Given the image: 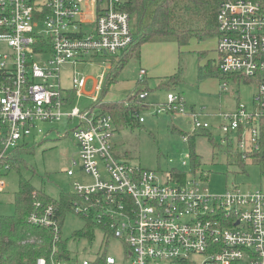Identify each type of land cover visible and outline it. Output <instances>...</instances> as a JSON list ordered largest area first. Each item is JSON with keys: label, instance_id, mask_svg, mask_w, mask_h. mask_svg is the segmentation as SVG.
<instances>
[{"label": "built area", "instance_id": "2783aa9c", "mask_svg": "<svg viewBox=\"0 0 264 264\" xmlns=\"http://www.w3.org/2000/svg\"><path fill=\"white\" fill-rule=\"evenodd\" d=\"M124 0H0V189L6 184L5 153L26 145L32 134L47 137L39 123L73 122L79 162L62 167L67 176L75 166L90 181H75L72 213L91 217L103 235L121 238L128 257L120 260L98 249L88 258L38 257L34 264H264V190L237 186L222 193L188 174L180 182L170 172L159 174L121 161L112 152V117L89 106H72L76 97L97 101L104 73L93 81L75 69L72 86L60 87L64 64L88 62L97 54L115 55L132 43L131 20ZM216 65L221 74L253 79L257 92L249 106L220 113L219 144L239 152L258 148L264 122V12L252 0H223L216 14ZM107 63H110L109 61ZM144 74V70L140 71ZM73 97L68 103V92ZM148 92L138 98L145 100ZM153 115L187 113L190 132L209 129L199 109H189L175 91L151 103ZM145 119L140 114L139 122ZM59 137L67 134L60 133ZM182 139L187 141V136ZM22 144L20 145V143ZM27 221L59 236L58 208L34 201ZM103 245H108L107 237ZM72 255V254H71ZM98 259L96 256H102ZM27 264V263H22Z\"/></svg>", "mask_w": 264, "mask_h": 264}, {"label": "rangeland", "instance_id": "374dc122", "mask_svg": "<svg viewBox=\"0 0 264 264\" xmlns=\"http://www.w3.org/2000/svg\"><path fill=\"white\" fill-rule=\"evenodd\" d=\"M132 26V25H131ZM217 35L204 40L192 39L189 46L185 45L180 50L178 60L181 69L182 81L175 91L180 93L186 106L193 105L201 111V118L210 123L209 132L215 139V145L211 144L206 136L196 135L193 138V147L199 156V170L192 177H195L201 185L207 187L210 193H222L228 188L237 186L242 190H264V172L251 159L244 158L243 164H239L237 153L239 151L233 146H224L218 143L221 131L217 123L221 120L220 113L232 111L238 102L247 106L252 104L253 97L257 92V84L251 78L239 75H229L226 78H219L216 75L202 77L199 69L204 59L199 57L197 52L188 51L189 47H201L204 55L212 56V48L216 44ZM162 43H174L173 41H160ZM198 44V45H197ZM165 45V44H164ZM163 48H165L163 46ZM119 52L115 55H120ZM172 51L166 54L164 61L170 62ZM201 55V54H200ZM114 56L111 54H97L90 57L88 62L76 65L64 64L60 69V87L65 92L71 88V76L73 70L79 72V76H89L86 82V91L91 90L92 83L100 73L107 72V62ZM215 61V58H213ZM216 65V64H215ZM138 62L136 59L129 60L117 77V83L112 85L105 100H120L130 92L131 81L136 78ZM157 79L149 81L152 88L148 100L162 102L165 100L166 92L155 88ZM93 104L92 99L87 95L75 96L72 106L84 109ZM126 104V103H125ZM143 122H135L133 125H122L115 131L112 142V152L119 160L145 169H152L159 174L170 172L171 168L181 171H188L190 161L188 150L190 143L182 139V134L173 129V126L182 131L191 129L190 117L187 113L153 115L152 109L141 113ZM73 122L63 119L59 123H39L45 131L53 129L51 133L43 138V134H32L27 137L20 157L23 164L17 169H10L6 174L7 184L0 189V216L12 214L13 195L17 190L19 176L25 177L38 190L55 199L61 190L71 191L75 181L89 182V176L85 175L80 168L75 166V174L67 176L61 169L71 166L72 160L79 162L78 148L72 136L71 128ZM67 131L62 137L56 133ZM22 142L20 143V145ZM23 147V146H22ZM227 150H229L227 152ZM205 172L207 176L201 179L199 172ZM86 220L82 215H75L67 212L61 226L63 237L69 239L68 246L72 255L78 258H88L98 249L106 248L108 253L114 255L117 260L128 257V249L125 242L111 235H103L102 230L95 231L94 240L87 238H75L73 233L84 227ZM107 237L108 245H103V239Z\"/></svg>", "mask_w": 264, "mask_h": 264}, {"label": "trees", "instance_id": "16d2710c", "mask_svg": "<svg viewBox=\"0 0 264 264\" xmlns=\"http://www.w3.org/2000/svg\"><path fill=\"white\" fill-rule=\"evenodd\" d=\"M223 0H124L122 9L128 12L131 20L132 43L120 55L110 58V67L104 74L101 89L97 101L91 105L101 113H108L113 120L114 130L119 126L139 123V115L151 109V103L141 100L138 95L142 91L150 92L152 89L145 82H137L136 86L120 100H105L109 88L117 82V77L129 60L137 58L140 46L145 42L174 41L178 46H184L190 40H204L218 35L216 27V14ZM257 2L264 12V0H252ZM203 58L204 53L199 52ZM202 54V55H200ZM202 77L216 75L226 78L221 74L217 65L207 59L199 69ZM182 81L181 69L176 73L159 78L155 88L166 91H176ZM68 103L73 97V91L68 92ZM126 103V104H125ZM173 114L171 112L169 115ZM183 136H187L190 143L188 158L190 168L181 171L171 168L170 173L180 182L184 181L188 174L192 175L199 170V156L193 147V138L203 135L215 145L209 129H201L193 133L182 131L173 126ZM219 143V142H218ZM230 147V145H227ZM22 146L7 152L1 159V163H8L10 169H17L23 164L20 157L21 150H28ZM229 150H227L228 152ZM116 156V155H115ZM117 157V156H116ZM251 158L264 172V122L260 127L259 145L256 150L237 153L238 163L243 164L244 158ZM201 179L207 174L199 172ZM77 199L70 191L61 190L58 197L53 199L41 190L36 189L28 179L19 176L17 190L13 195V212L9 215L0 216V264H34L38 257L71 259V250L68 246L69 239L62 236L61 226L67 212H72V202ZM40 201L42 204L52 203L58 208L60 231L55 239V233L41 226L30 224L26 217L33 209V202ZM86 220L83 228L73 233L75 238H87L94 240L95 231L100 228L91 217H82ZM74 257V256H73ZM102 259V256H96Z\"/></svg>", "mask_w": 264, "mask_h": 264}, {"label": "crops", "instance_id": "0c3cea01", "mask_svg": "<svg viewBox=\"0 0 264 264\" xmlns=\"http://www.w3.org/2000/svg\"><path fill=\"white\" fill-rule=\"evenodd\" d=\"M163 46L165 48H163ZM187 46H189V44H187ZM182 47L183 46H178V44L175 42L174 43H170V42L169 43H162L160 41H155V42L143 43L140 46L138 57L134 58L138 62V71H137L136 78H134L131 81L130 88H129L130 91L136 86L137 82H141V81L145 82V84L148 86L149 81L151 79H157L156 84H155L157 86L159 78H162V77L176 73V71L180 68V66L178 64V60L176 58H178L180 52H182L180 50ZM214 47H215V45H214ZM214 47L212 48V51H214ZM200 48L201 47H195V48L189 47V48H187V50L199 53L201 50H203V48L202 49H200ZM169 50L172 51V54H170L171 60H170V62L164 61V58H167L166 54L169 53ZM174 55L176 58H174ZM213 58H215L214 55L212 56V61L216 64V60L214 61ZM201 59H204V62H205L207 59H211V58H210V55H204L203 58H201ZM109 67H110V63H107L106 69L108 70ZM141 70H144V74H140ZM103 73L105 74L106 72L103 71ZM150 92H148V96H149ZM148 96L145 99L146 101H148L150 103H156L157 102V101L153 102V101L148 100ZM187 107L189 109H196L193 105H190Z\"/></svg>", "mask_w": 264, "mask_h": 264}]
</instances>
